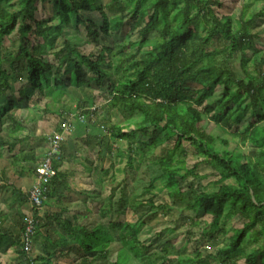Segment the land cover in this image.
I'll use <instances>...</instances> for the list:
<instances>
[{
    "label": "trees",
    "instance_id": "16d2710c",
    "mask_svg": "<svg viewBox=\"0 0 264 264\" xmlns=\"http://www.w3.org/2000/svg\"><path fill=\"white\" fill-rule=\"evenodd\" d=\"M260 3L257 12L249 11ZM234 8L231 0H0V134L10 139L3 143L0 136V148L9 152L27 139L20 138L26 125L17 110L36 94L33 104L46 99L43 111L61 119L57 132L68 116L76 114L80 130L66 133L81 139L88 128L94 129V134H85L83 146L99 147L105 136L112 144L125 141L127 167L153 163L159 172L139 191L124 196L121 188L114 201L115 189L110 187L108 201L96 211L100 224L88 229L81 223L85 215L69 210L72 195L59 191L66 189L68 179L61 170L68 151L61 145L52 162L55 175L42 184L41 208L51 201L56 206L41 217L37 215L41 208L33 210L32 241L38 248L33 258L29 253L30 259L19 249L26 214L17 210L19 232L10 244L17 248L19 264H54L58 257L79 254L68 264H235L238 259L264 264V58L252 51L257 35L250 33L257 19L264 26V0H243L237 11ZM125 23L129 30L121 36ZM70 28L82 31L94 51L85 54L71 43L65 36ZM58 40L61 47L49 53ZM15 42L17 52L12 54L9 48ZM233 60L241 76L232 70ZM12 83L19 87L14 90ZM91 86L106 108L126 117L123 125L109 123L104 136L95 132L98 112ZM211 125L238 138L236 143L249 145L250 151L244 153L230 146L227 138L211 134ZM136 135L142 139L130 141ZM111 147L106 145L109 157ZM190 157L196 163L188 168ZM8 158L18 166L32 163L35 169L30 152L9 153ZM199 166L216 178L212 189L201 184L206 175L197 174ZM0 173V193L10 188L19 205L26 203L27 193ZM156 181L161 183L158 191H165L174 204L184 202L192 212L194 216L186 219L190 228L198 224L197 215L210 217L209 228L200 231L201 240L217 230V235L226 234L227 243L205 256L198 249L192 256L172 255L166 247L151 251L153 239L145 243L138 237L144 221L137 214L145 210L163 217L171 210L170 204L155 202ZM85 191L79 192L82 203L92 197ZM136 196L140 200L135 205ZM127 212L133 221H112ZM230 215L240 225L224 233L219 223ZM4 219L0 217V225ZM247 237L255 242L261 237L262 242L245 253ZM113 244L117 249L111 253Z\"/></svg>",
    "mask_w": 264,
    "mask_h": 264
},
{
    "label": "rangeland",
    "instance_id": "374dc122",
    "mask_svg": "<svg viewBox=\"0 0 264 264\" xmlns=\"http://www.w3.org/2000/svg\"><path fill=\"white\" fill-rule=\"evenodd\" d=\"M242 1L243 0H231V6L233 8L235 7V10H231L237 11ZM262 5V3H260L259 5H254L250 7L249 11L255 13L260 9ZM93 18L96 19V16H93ZM128 30L129 28L127 26V23H125L119 33L121 36H125V33H127ZM250 33H256L257 35V38L254 40V48L252 49V51L256 50L260 52V55L264 58V26L262 21L257 19L256 26L252 29V31H250ZM154 34L155 31H152L148 33L147 36L152 38ZM199 35L204 36L205 33L199 30ZM65 36L71 43L77 45L81 52L87 54L88 52L94 51L92 49V46L84 42L82 31L75 32L74 29L70 28L66 31ZM123 39L125 38L120 39V41H122ZM215 39L216 37H212L211 42L213 46L216 45L217 47L218 43ZM16 44L17 42H15L14 45L9 48L10 53L15 54L17 52ZM60 47L61 42L58 40V43L53 45V47L48 48L47 50L49 53H51L58 50ZM206 48L207 50H211V46H207ZM49 60L52 61L54 59L50 57ZM230 65L237 76L242 75L239 69V65L235 60H233ZM4 68H7V66L4 65ZM191 86L197 87L193 85ZM12 87L14 90H16L19 87V84L12 83ZM91 91L96 95L95 112H98V116L96 118L94 117L93 120H96L95 125H97L98 127V130H95L96 134L98 133L97 136L106 135V128L109 123L120 125L125 124V116L117 113L115 110L106 108V105L104 106L103 100H101L98 94L94 92L95 86H91ZM35 97H37L36 94H33V97H31L27 105L25 107L20 106L19 110H17V112H19L20 114L19 116L24 119L26 125V128H24L19 133V135L21 136L20 138L27 135V139H23L22 142L17 143L16 146L14 148H11L9 152H7L6 150L7 147L0 148V168L5 170V168L7 167L6 169H8L7 172L9 176H11V174H14L15 166L9 164L8 161L5 162L6 156H8L9 153L18 154L20 152H30L35 155L38 164V162L41 159L45 158L47 153L50 151L51 146L49 141L52 138V135L57 132V130H59V126L61 125L60 123L62 122L59 117L43 111V103L47 102L46 99L41 98L38 103L33 104V100H35ZM71 106H74V104ZM247 118L248 117L245 116L244 120L246 121ZM65 120L66 123L64 127H66V129L71 130L72 133L74 132L75 128L77 129V131L80 130V126L77 127V125H80V123H78L77 121L76 114L68 116ZM88 129L86 130V132H84L83 135L80 136L81 139H79V136L77 138H74V136H71L70 133H66L67 131L65 132L66 134H64L65 137L62 143V147H65L67 149L66 151H68V155H63L62 157V169H64L66 173H69L70 176H74L75 174L73 178H78L76 180H79H71L67 182V191L73 197L71 198L69 210L71 212H80L81 214H84L85 217L81 220V223L85 227L90 229L92 226L98 223L100 224V221H98V217L96 215V211L99 206L108 201V196L111 192V190H109L110 187L115 189L112 197V200L114 201L116 198H118L119 193H121V188H125L124 196L126 195V193L129 194L130 192L135 190L139 191L143 187L147 186L148 180L150 178L157 177L159 175V172L157 170V167L153 163H150V165L141 166H137V164L135 163L133 165V169L127 167L126 154L124 152L127 145L125 141H120L112 144L110 138L108 136H105L103 143L99 147L92 146L91 148H89L83 146L82 141L87 136L85 134H94V129L89 130V132ZM122 132H126L125 129L122 130ZM210 133L218 137L227 138L230 141V146L234 147V145H236V147L244 153H248L250 151L249 145L244 146L236 143L238 141V138L232 137L230 133L216 126H210ZM0 136L2 137L3 143H6L10 140L6 133H1ZM141 139L142 138L140 135H136L130 141L136 143ZM107 144L112 145L111 153L113 156H120L118 151H120L123 155L118 158H114L113 156V158L111 156L109 157V155L106 154ZM163 145L167 147L166 143H164ZM159 152H155V156H159ZM195 163L196 159L190 157L187 160L186 166L189 168L192 167V165ZM36 166L37 165H35V167ZM103 168L108 170L107 174H101L100 170ZM85 170L88 172V176H84L83 179H79V177L83 175V172ZM196 172L199 175H206V178L201 181V184L206 189H212L213 187L211 186L215 182L216 178L214 176H210V170L208 168H205L204 166H199ZM76 173H79L80 176H77ZM112 177L113 181L111 180ZM86 179H88V181ZM71 185L75 187L76 190L70 189ZM155 186V202L168 203L170 204L171 210L166 216L163 217L160 215H153V212L151 211L150 213H146L145 210H141L137 214V216H141L142 220L144 221V226L141 227L138 237L142 242L145 243H148L153 239L154 243L152 245L151 251H156V253H159V251L163 247H166L172 255L192 256L193 252L198 249L200 254L205 256L214 254L217 248H220L227 243V241L224 239V236L226 234L217 235V230L213 232L212 236L207 235L201 240L200 231L202 228L205 230L209 228L210 217L207 215H197L196 217L198 224L190 228L188 226L189 222H186V219L192 218L194 215L192 214V212H189L185 209V203H172V200L167 198L165 191H158L157 188L161 187V183L159 181H156ZM64 190L65 189H61V191ZM80 191L89 192L92 197L85 199L83 201L84 203H82L79 201L80 199H78L80 197ZM138 200L140 199L138 196H136L134 201L135 205L138 203ZM84 209H87L89 213L85 212ZM133 219L135 218H133V216L129 212H127V214H122L119 217L113 218L112 221L123 222L126 220L133 221ZM237 219L238 218L236 216L230 215L223 220V223L220 222L219 226L221 229H224V233L228 230L229 232H231V229L237 228L240 225ZM168 228H170L172 231L166 232ZM156 233H159V236L155 238ZM261 239L262 238L259 237L255 242L250 237H247L243 246L244 252L248 253L251 249L259 245L262 242ZM167 240H171V243H167ZM116 249V244L110 246L111 253H113ZM32 251L33 249L30 253L31 258L35 256V253H33L35 251ZM14 252L15 253H13V258H15L17 255V252ZM75 256L79 257L80 254ZM75 256L58 257L55 260L54 264H68L70 262L69 259L73 260ZM215 262L216 259L212 261V263ZM235 262V264H244L243 259H238ZM93 264H101V262L97 261ZM105 264H107V262H105Z\"/></svg>",
    "mask_w": 264,
    "mask_h": 264
},
{
    "label": "crops",
    "instance_id": "0c3cea01",
    "mask_svg": "<svg viewBox=\"0 0 264 264\" xmlns=\"http://www.w3.org/2000/svg\"><path fill=\"white\" fill-rule=\"evenodd\" d=\"M70 131L71 130H69V132ZM12 154H15V153H12ZM8 156H6L5 162L8 161L9 164L15 166L14 174H11V176H9L7 172L8 169H6L7 167L5 168V170L0 168V172H4V177L12 184L13 187L20 190L21 193H27L28 190L31 188L32 184L34 183V171H33L32 163L30 165L22 163V165L18 166L14 163H10V159L8 158ZM36 164H37V160L34 163V167ZM61 170H63L64 172V169H61ZM67 174H68V179L66 178L67 182L71 180L79 181V180H76L78 178L76 179L73 178L75 174L74 176H70L69 173ZM76 175L78 176L79 173H76ZM84 176H88V174L85 175V171L83 172V175L79 177V179H83ZM86 180L88 181V179ZM70 189L76 190V188L73 187L72 185ZM67 190L68 188L66 187L64 191H67ZM59 191L60 193L63 192L61 191V189H59ZM15 195L16 194L12 195V193H10V188H8L6 192L0 193V217L2 219L5 218L4 221L0 225L1 227L0 235L3 236L4 238L3 240L0 241V264H17V263L19 264L18 255L15 254L17 258L16 257L13 258L14 257L13 253H15L14 251L17 252L16 247L11 245L10 243L12 242V240H14L15 238L14 236H17L19 232L18 230H19L20 225H19V216L17 214V210L19 209L22 215L26 214L27 211L29 210V203L27 201L26 203H22L19 205V203L17 202V197ZM55 206H56L55 202L51 201L49 206L48 207L43 206L38 211L37 215L41 217L46 209H48V211H51ZM37 248L38 246L37 245L34 246L33 241H32L33 251H37Z\"/></svg>",
    "mask_w": 264,
    "mask_h": 264
},
{
    "label": "built area",
    "instance_id": "2783aa9c",
    "mask_svg": "<svg viewBox=\"0 0 264 264\" xmlns=\"http://www.w3.org/2000/svg\"><path fill=\"white\" fill-rule=\"evenodd\" d=\"M81 120V119H80ZM65 124L62 125V129L55 132L50 139L51 149L45 156L41 159L34 169V183L27 192V199L29 203V210L23 219V227L19 235L20 247L19 249L24 255L29 257V253L32 250V237L34 234V223H33V210H39L41 208L42 202L44 201V189H42V184L47 183L54 175L55 170L52 167L53 160H57L60 155V146L63 143L66 134Z\"/></svg>",
    "mask_w": 264,
    "mask_h": 264
}]
</instances>
